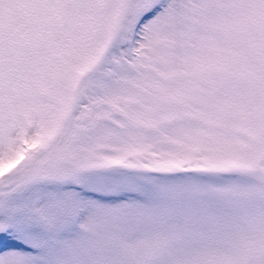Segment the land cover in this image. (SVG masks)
<instances>
[{
  "label": "snow or ice",
  "instance_id": "obj_1",
  "mask_svg": "<svg viewBox=\"0 0 264 264\" xmlns=\"http://www.w3.org/2000/svg\"><path fill=\"white\" fill-rule=\"evenodd\" d=\"M0 264H264V0H0Z\"/></svg>",
  "mask_w": 264,
  "mask_h": 264
}]
</instances>
